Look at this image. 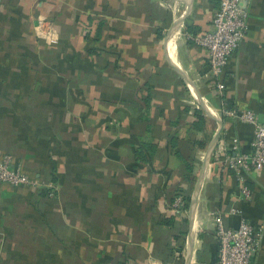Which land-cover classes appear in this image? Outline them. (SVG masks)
I'll return each instance as SVG.
<instances>
[{
	"label": "crops",
	"instance_id": "1",
	"mask_svg": "<svg viewBox=\"0 0 264 264\" xmlns=\"http://www.w3.org/2000/svg\"><path fill=\"white\" fill-rule=\"evenodd\" d=\"M217 1L192 0L170 34L188 0H0V159L36 182H0V264H178L179 255L185 264L190 201L217 120L189 264H215V214L227 227L244 218L263 229L253 264H264V167L223 164L250 152L253 132L224 114L227 102L259 118L264 106V0H244L247 31L225 67L224 102L205 50L185 35L210 29ZM143 144L154 149L139 161ZM53 187V197L39 193ZM177 191L189 195L182 213ZM184 229L183 252L168 255Z\"/></svg>",
	"mask_w": 264,
	"mask_h": 264
},
{
	"label": "built area",
	"instance_id": "2",
	"mask_svg": "<svg viewBox=\"0 0 264 264\" xmlns=\"http://www.w3.org/2000/svg\"><path fill=\"white\" fill-rule=\"evenodd\" d=\"M248 12L244 0H219L214 10L210 29L189 36L197 45L201 46L208 58L210 73L214 79V86L219 95H223L225 82L223 75L230 56L244 39L247 31ZM44 21L38 19L35 30L38 34L53 36L52 30L44 26ZM227 117L251 124L253 128L249 153L227 154L223 160L224 168L238 171L250 168L259 172L264 167V106L259 118L255 112L247 108H225ZM10 159L5 156L0 159V182L12 188L35 186L36 182L24 174L20 167L9 166ZM240 195L249 198L251 191L244 185L242 178H238ZM54 187L48 190V197H53ZM175 213L185 210L181 195H177L172 202ZM232 213H240L237 208ZM215 239L218 244L217 260L215 264H253V258L258 252L263 238V229L241 218L239 224L232 228L227 227L221 214L213 216Z\"/></svg>",
	"mask_w": 264,
	"mask_h": 264
},
{
	"label": "trees",
	"instance_id": "3",
	"mask_svg": "<svg viewBox=\"0 0 264 264\" xmlns=\"http://www.w3.org/2000/svg\"><path fill=\"white\" fill-rule=\"evenodd\" d=\"M218 1H217V3L219 4ZM96 37H98V30H97V33H96ZM216 96L218 97V99L221 102H224L225 101L224 94L223 95L217 94ZM226 106H227V108H231L232 107L231 104H229L228 102H227ZM194 113H195V116H196V120L193 122L191 128L193 130H196V131L197 130H201L204 127V115H203L202 111L199 108L198 109H194ZM169 139H170L171 147H173L175 149V153L178 154V156L182 160L183 178L185 180L192 181L194 179V177L192 176V173H191V164L185 158H183V156L180 153L179 149L178 150L176 149V146H177V145L175 146L176 136L169 137ZM142 147L143 148L140 147L136 151V158L139 161L141 159L143 160V158L146 155V153H145V155L143 154L144 148L147 151H150V150L154 149V146L151 145V144H143ZM48 190H49L48 188H39V193H43V195L48 196ZM178 194H182V193L177 191L176 192V195H178ZM182 195H183L182 198H183V201H184V205L187 207L188 204H189V195L188 194H182ZM163 221H164V224H166L168 226L169 225L172 226V224H173V217L164 218ZM186 233H187V231L185 229L184 230H178L177 231V234L175 236H173V239H175V241L177 243L176 248L169 247L168 255L171 254L173 251H178L179 253H182L183 252L184 246L182 245V242H183V239L185 240ZM215 246H216V257L214 258V261L216 262V260H217V253H218V244H217V242H215ZM178 258L180 260H178L177 263L178 264L179 263L181 264V262H182L181 261V255H179ZM116 264H125V263L123 261H119Z\"/></svg>",
	"mask_w": 264,
	"mask_h": 264
},
{
	"label": "water",
	"instance_id": "4",
	"mask_svg": "<svg viewBox=\"0 0 264 264\" xmlns=\"http://www.w3.org/2000/svg\"><path fill=\"white\" fill-rule=\"evenodd\" d=\"M191 5H192V0H188V3H187V8L186 10L184 11V13L178 18V20H176L172 26V29L170 31V34L172 33V31H174V29L177 28V25H179L181 23V21L185 18V16L187 15V13L189 12V10L191 9ZM218 122V129L216 130V132L214 133L211 141H210V144L207 148V151H206V154H205V158H204V162L202 164V167H201V171H200V174L198 176V179L196 181V184H195V189H194V192L192 194V197H191V201H190V217L188 219V223H189V228H188V234H187V254H186V257H185V264H189L190 263V255L192 254V243H193V237H194V234H193V221H194V216H195V209H196V205H197V200H198V197H199V193H200V188H201V184L203 182V179L205 177V174H206V170H207V166L209 164V161H210V158H211V155L213 153V150L215 148V145L217 143V140L219 138V133H220V129H221V121L220 120H217Z\"/></svg>",
	"mask_w": 264,
	"mask_h": 264
}]
</instances>
